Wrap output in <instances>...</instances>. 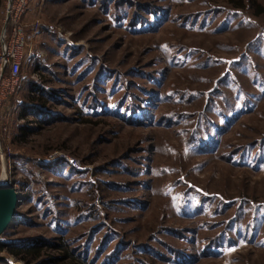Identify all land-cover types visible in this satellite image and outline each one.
<instances>
[{
    "label": "rangeland",
    "instance_id": "obj_1",
    "mask_svg": "<svg viewBox=\"0 0 264 264\" xmlns=\"http://www.w3.org/2000/svg\"><path fill=\"white\" fill-rule=\"evenodd\" d=\"M27 19L22 84L59 112L22 141L25 92L4 111L0 183L27 197L0 264H264V0H37ZM36 237L39 256L1 249Z\"/></svg>",
    "mask_w": 264,
    "mask_h": 264
},
{
    "label": "built area",
    "instance_id": "obj_2",
    "mask_svg": "<svg viewBox=\"0 0 264 264\" xmlns=\"http://www.w3.org/2000/svg\"><path fill=\"white\" fill-rule=\"evenodd\" d=\"M36 1H4L0 27V122L6 108H11L12 101H15L24 66L39 52L36 45L40 33L39 21L29 22L27 19ZM60 158H64L74 168L80 166L75 158L63 155Z\"/></svg>",
    "mask_w": 264,
    "mask_h": 264
},
{
    "label": "trees",
    "instance_id": "obj_3",
    "mask_svg": "<svg viewBox=\"0 0 264 264\" xmlns=\"http://www.w3.org/2000/svg\"><path fill=\"white\" fill-rule=\"evenodd\" d=\"M4 0H0V9L3 4ZM140 21L141 19H136ZM24 86V89H22ZM25 92L26 100L20 105V107L16 108L15 115L18 117V122H23L18 125V133L17 138L19 140L25 141L27 136L30 133L38 132L45 126L49 125L50 123L54 122L56 119V115H58L57 110H54L53 107L50 106V104L47 102V100L43 97L45 92V86L42 83H37L36 81L28 80V83L26 85H23L21 82L20 87L17 90V93L20 91ZM54 91H52V94ZM53 96V95H51ZM58 95H54L55 98L53 100H57ZM53 101V102H54ZM14 107V105H13ZM15 109V107H14ZM135 111V110H133ZM31 112L32 114H30ZM141 116L139 118H134L131 121H136L137 123L144 124L146 123L144 120L152 119L151 115L149 114V111L146 108L142 109V112H140ZM32 115L30 118L29 116ZM55 119V120H54ZM63 163V162H61ZM73 168V167H72ZM25 191L21 193V203L24 202V200L27 197V191L26 188H23ZM20 207V205H19ZM18 207V213L15 219L13 220L12 226L18 218H20V212ZM9 226V227H10ZM47 240L43 237H36L30 243L23 245L21 247L17 245H8V243H1V249L8 250L9 253L15 255L16 257L24 258L26 259L29 256H39L43 245H46ZM52 245V244H51ZM55 258L50 257L49 260L45 261L46 264H54ZM45 262L43 264H45Z\"/></svg>",
    "mask_w": 264,
    "mask_h": 264
},
{
    "label": "water",
    "instance_id": "obj_4",
    "mask_svg": "<svg viewBox=\"0 0 264 264\" xmlns=\"http://www.w3.org/2000/svg\"><path fill=\"white\" fill-rule=\"evenodd\" d=\"M20 203V191L8 179H3L0 183V241L17 216ZM5 259L6 257L0 254V261Z\"/></svg>",
    "mask_w": 264,
    "mask_h": 264
}]
</instances>
